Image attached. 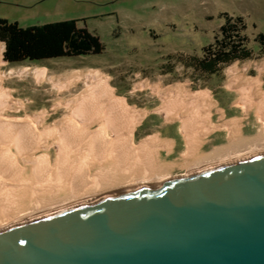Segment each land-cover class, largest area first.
Wrapping results in <instances>:
<instances>
[{
	"label": "bare ground",
	"instance_id": "6f19581e",
	"mask_svg": "<svg viewBox=\"0 0 264 264\" xmlns=\"http://www.w3.org/2000/svg\"><path fill=\"white\" fill-rule=\"evenodd\" d=\"M4 51L5 44L0 43V227L74 202L168 179L164 172L169 165L157 164L156 150L167 148L170 142H157L152 136L134 144L133 133L143 112L115 97L97 71L70 74L66 83L57 82L60 85L55 83L59 79L48 77L51 91L62 97L53 101L48 110L17 116L24 106L4 90L5 79L32 75L40 84L47 73L45 68L27 67L3 71ZM80 83L83 89L78 95L66 96ZM262 86L261 74L251 77L245 72L232 73L227 87L238 95L234 105L241 110V118L222 126L227 132V145L196 161H191L196 136L216 129L208 112L213 106L212 98L205 92L192 94L185 88L156 90L154 93L163 94L169 109H182L174 117H170L168 108L164 110L165 123H179L184 140L181 167L195 173L264 153ZM57 112L62 113L61 117L52 119ZM251 114L257 132L242 139L236 126ZM25 201L30 205L26 206Z\"/></svg>",
	"mask_w": 264,
	"mask_h": 264
},
{
	"label": "rangeland",
	"instance_id": "374dc122",
	"mask_svg": "<svg viewBox=\"0 0 264 264\" xmlns=\"http://www.w3.org/2000/svg\"><path fill=\"white\" fill-rule=\"evenodd\" d=\"M62 6L64 14L60 17L56 14L57 5L47 2L40 10L21 9L13 18L29 15L31 18L26 21L19 19V25L25 28L58 20L56 18L86 17L88 30L98 34L105 50L97 55L51 59L37 63L6 62L3 71L27 67L45 68L47 73L46 79L40 84L35 82L32 75H13L5 79L4 90L10 93L14 101L19 100L24 106L17 116H33L41 110H48L53 101L62 97L56 94V91H51L50 78L59 79L55 83L62 80L63 84L70 74L97 71L107 81L115 97L124 99L135 111L143 112L144 116L133 133V143L137 144L152 136L157 142L172 137L174 151L179 153L184 149L179 123H165L164 110L168 108L166 100L163 101V94L154 92L175 88H185L192 94L205 92L212 98L213 106L208 112L211 125L216 129L207 135L196 136L197 144L192 155L197 156L191 160L196 161L204 157L201 155L203 151L212 149L216 144V137L223 142L227 141V132L221 129L223 125L230 126L236 117L241 118V110L234 105L238 95L227 87L232 73L245 72L251 77L261 74L264 89V52H261L256 42V36L259 33L264 34V0H68ZM12 9L11 5L0 4V15L13 14ZM225 14L242 17L244 35L248 38L253 57L225 66L213 76L198 75L192 68L184 65V60L192 55L202 56V47L214 41L224 22ZM59 83L57 84L60 85ZM82 89L83 85L80 83L73 91L66 93V96L70 95L71 98L75 94L78 95ZM171 108H168L171 111L170 117H174L175 112L182 111L174 106ZM61 114L57 112L52 119L61 117ZM236 128L238 137L242 139L255 135L257 124L254 116L251 114L241 119ZM159 148L156 150V159L169 165H166L164 172L166 178L191 173L181 167V159L175 164L166 162L172 160L174 155L167 157L162 147ZM168 148H171V145L164 150ZM47 154L49 156V152ZM159 162L157 164L160 165ZM160 166L162 167V164ZM24 203L26 206L30 205L28 201Z\"/></svg>",
	"mask_w": 264,
	"mask_h": 264
},
{
	"label": "water",
	"instance_id": "95a60500",
	"mask_svg": "<svg viewBox=\"0 0 264 264\" xmlns=\"http://www.w3.org/2000/svg\"><path fill=\"white\" fill-rule=\"evenodd\" d=\"M0 264H264V153L2 226Z\"/></svg>",
	"mask_w": 264,
	"mask_h": 264
},
{
	"label": "trees",
	"instance_id": "16d2710c",
	"mask_svg": "<svg viewBox=\"0 0 264 264\" xmlns=\"http://www.w3.org/2000/svg\"><path fill=\"white\" fill-rule=\"evenodd\" d=\"M223 16L224 22L214 41L202 47V56L192 55L184 60V65L198 75L213 76L225 66L253 57L242 17ZM0 42L5 44L3 60L9 64L97 55L105 50L97 35L78 27V20L23 28L17 22L0 18ZM256 42L263 53V33L256 36Z\"/></svg>",
	"mask_w": 264,
	"mask_h": 264
},
{
	"label": "crops",
	"instance_id": "0c3cea01",
	"mask_svg": "<svg viewBox=\"0 0 264 264\" xmlns=\"http://www.w3.org/2000/svg\"><path fill=\"white\" fill-rule=\"evenodd\" d=\"M73 2H77V1H81V0H72ZM47 2H54V4L57 5V11L56 14L58 15L57 17H60L62 14H64L62 12V8H63V4H66L68 2V0H0V4H7V5H11L12 6V10H13V14H9L6 16H2L0 15V18L2 19H6L10 22H17L19 24L20 20H28L29 15L26 16H21L22 18H13L14 15H16V12H19L21 9H26V10H30V9H35V10H40L41 6H43L44 4H46ZM55 15V14H54ZM58 20H52L51 22H46L44 24H48V23H54V22H60V21H68V20H78V27L80 28H87L86 26V20H88V18H75V19H71V18H56ZM81 24L83 26H81ZM43 25V24H40ZM20 26V25H19ZM35 26V25H33ZM29 27V26H28ZM26 28V27H25ZM88 29V28H87ZM89 31V30H88ZM93 34H96L95 32L92 31ZM164 140H167L170 142L171 148H168L165 151V156L167 157H172L174 155V157L172 158V160H167L166 162H170L171 164H175L176 162H178L179 159H181L182 162V153L183 151H180L179 153L174 151V140L172 137H166L163 138ZM216 144L212 146V149L208 150V151H203L202 152V156H206V154L208 155V153L210 154L212 151H214L215 149L221 148L223 146H225V144H228V139H226V142H223V140H221L220 138H215ZM163 141V140H162ZM207 144V143H205ZM184 150V149H183ZM195 156H197L196 154L192 155L191 160L195 158ZM159 162V161H158ZM160 164H165L167 165L168 163H165L164 161L161 160V162H159ZM181 165V164H180Z\"/></svg>",
	"mask_w": 264,
	"mask_h": 264
}]
</instances>
